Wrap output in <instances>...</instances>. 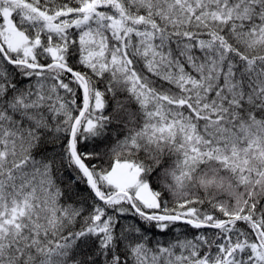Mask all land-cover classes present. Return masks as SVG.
<instances>
[{
	"label": "snow or ice",
	"instance_id": "6c2138e0",
	"mask_svg": "<svg viewBox=\"0 0 264 264\" xmlns=\"http://www.w3.org/2000/svg\"><path fill=\"white\" fill-rule=\"evenodd\" d=\"M0 264H264V0H0Z\"/></svg>",
	"mask_w": 264,
	"mask_h": 264
}]
</instances>
